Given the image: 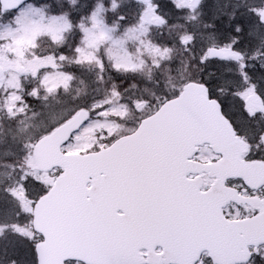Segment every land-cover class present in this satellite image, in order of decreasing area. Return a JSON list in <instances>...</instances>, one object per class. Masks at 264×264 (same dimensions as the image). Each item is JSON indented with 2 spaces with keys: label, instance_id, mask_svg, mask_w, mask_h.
<instances>
[{
  "label": "snow or ice",
  "instance_id": "snow-or-ice-1",
  "mask_svg": "<svg viewBox=\"0 0 264 264\" xmlns=\"http://www.w3.org/2000/svg\"><path fill=\"white\" fill-rule=\"evenodd\" d=\"M0 264H264V0H0Z\"/></svg>",
  "mask_w": 264,
  "mask_h": 264
}]
</instances>
